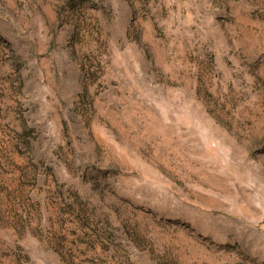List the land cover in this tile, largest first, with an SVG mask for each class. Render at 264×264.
<instances>
[{"label":"rangeland","instance_id":"374dc122","mask_svg":"<svg viewBox=\"0 0 264 264\" xmlns=\"http://www.w3.org/2000/svg\"><path fill=\"white\" fill-rule=\"evenodd\" d=\"M0 264H264V0H0Z\"/></svg>","mask_w":264,"mask_h":264}]
</instances>
